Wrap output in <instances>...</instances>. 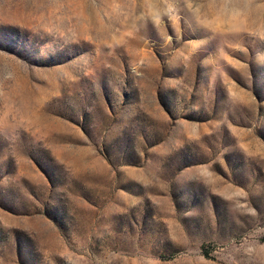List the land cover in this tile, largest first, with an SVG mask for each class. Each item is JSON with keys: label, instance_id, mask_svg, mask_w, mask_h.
I'll use <instances>...</instances> for the list:
<instances>
[{"label": "rangeland", "instance_id": "374dc122", "mask_svg": "<svg viewBox=\"0 0 264 264\" xmlns=\"http://www.w3.org/2000/svg\"><path fill=\"white\" fill-rule=\"evenodd\" d=\"M0 264H264V0H0Z\"/></svg>", "mask_w": 264, "mask_h": 264}]
</instances>
